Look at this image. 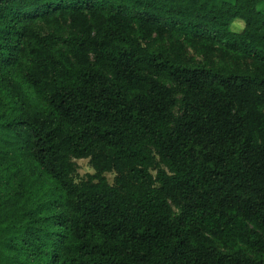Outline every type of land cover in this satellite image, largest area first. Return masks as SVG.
Masks as SVG:
<instances>
[{"label": "trees", "instance_id": "1", "mask_svg": "<svg viewBox=\"0 0 264 264\" xmlns=\"http://www.w3.org/2000/svg\"><path fill=\"white\" fill-rule=\"evenodd\" d=\"M0 264H264V0H0Z\"/></svg>", "mask_w": 264, "mask_h": 264}, {"label": "rangeland", "instance_id": "2", "mask_svg": "<svg viewBox=\"0 0 264 264\" xmlns=\"http://www.w3.org/2000/svg\"><path fill=\"white\" fill-rule=\"evenodd\" d=\"M242 27V22L241 21H234L232 24V29L234 30H240ZM78 164V175L79 176H84L86 173H92L93 169L91 168L90 164L88 163L87 159H78L76 160ZM106 177L109 182L112 181L113 178V173H106Z\"/></svg>", "mask_w": 264, "mask_h": 264}]
</instances>
